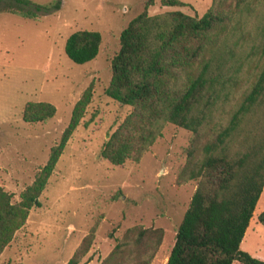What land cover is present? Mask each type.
<instances>
[{
    "label": "rangeland",
    "instance_id": "rangeland-1",
    "mask_svg": "<svg viewBox=\"0 0 264 264\" xmlns=\"http://www.w3.org/2000/svg\"><path fill=\"white\" fill-rule=\"evenodd\" d=\"M29 1L51 9L23 17L0 8V188L9 203H17L29 186L39 188L1 249L0 264H68L75 253L76 264H101L136 225L162 230L149 264H164L196 184L176 181L191 132L162 122L137 160L112 164L99 155L109 136L134 117L131 106L104 89L119 32L146 0ZM181 1L165 6L153 0L146 12L200 16L211 3ZM80 29L98 31L100 42L93 59L77 64L66 57L63 43ZM244 87L215 112V121L223 122ZM84 95L87 102L70 127L72 106ZM38 101L52 104L54 114L25 121V105ZM52 151L54 160L46 165ZM261 210L264 184L240 242L242 250L264 260V226L256 220Z\"/></svg>",
    "mask_w": 264,
    "mask_h": 264
},
{
    "label": "trees",
    "instance_id": "trees-1",
    "mask_svg": "<svg viewBox=\"0 0 264 264\" xmlns=\"http://www.w3.org/2000/svg\"><path fill=\"white\" fill-rule=\"evenodd\" d=\"M159 1L184 5L181 0ZM152 4L146 0L119 32L104 93L135 113L109 136L99 155L112 164L137 160L162 122L190 131L176 181L196 184L164 264H264L240 248L264 184V0H234L233 5L211 0L200 16L180 10L149 15L146 9ZM52 5L56 9L58 2ZM50 6L0 0V8L23 17L46 13ZM99 42L98 31L75 30L65 38L63 52L81 64L95 57ZM244 84L223 122L215 121V112ZM87 99L84 95L73 104L70 127ZM54 112L50 103L29 102L23 119L44 120ZM53 153L46 165L53 162ZM38 188L29 186L17 203H9L0 188V251ZM256 220L264 226V210ZM161 236L160 228L132 226L101 264H149ZM79 257L75 253L67 263L76 264Z\"/></svg>",
    "mask_w": 264,
    "mask_h": 264
}]
</instances>
